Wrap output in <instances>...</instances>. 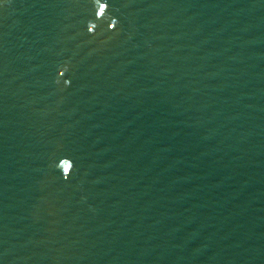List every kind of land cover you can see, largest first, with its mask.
I'll return each mask as SVG.
<instances>
[{
	"label": "water",
	"instance_id": "water-1",
	"mask_svg": "<svg viewBox=\"0 0 264 264\" xmlns=\"http://www.w3.org/2000/svg\"><path fill=\"white\" fill-rule=\"evenodd\" d=\"M0 264H264V0H2Z\"/></svg>",
	"mask_w": 264,
	"mask_h": 264
},
{
	"label": "snow or ice",
	"instance_id": "snow-or-ice-1",
	"mask_svg": "<svg viewBox=\"0 0 264 264\" xmlns=\"http://www.w3.org/2000/svg\"><path fill=\"white\" fill-rule=\"evenodd\" d=\"M0 2H2V0H0ZM104 6L102 5V8H103Z\"/></svg>",
	"mask_w": 264,
	"mask_h": 264
}]
</instances>
